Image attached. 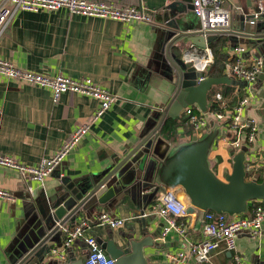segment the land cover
<instances>
[{
  "label": "crops",
  "instance_id": "crops-1",
  "mask_svg": "<svg viewBox=\"0 0 264 264\" xmlns=\"http://www.w3.org/2000/svg\"><path fill=\"white\" fill-rule=\"evenodd\" d=\"M88 1L114 4L121 8L139 4V0ZM180 1L143 0L144 11L153 18L151 24H127L72 15L64 9L38 13L18 12L1 34L0 60L10 62L20 70L49 77L61 75L73 80L90 79L116 97V102L91 125L87 135L43 183L31 181L13 170L0 167V188L14 198L13 202L0 200V264L19 262L22 254L28 252V246H32L34 241L44 235L42 223L56 195L74 186L91 184L93 178L109 170L113 159L141 136L151 115L159 111V106L168 102L176 87V75L165 55L166 33L156 19L162 15L166 5ZM222 1L232 18L229 30L235 32L245 23V18L257 12L260 4L264 5V0ZM188 7L192 25L200 26L199 20L192 13V5ZM250 32L264 34V13L250 27ZM226 38L227 47L223 50L229 60H233V49L236 47L245 50L241 55L245 67L249 68L252 60L257 57L264 62V39ZM185 48L184 52L191 48L189 43ZM207 49L209 45L204 50L190 51L203 55ZM182 50L170 51V58L184 66ZM210 72L211 69L204 74L206 78H211ZM222 77L237 84L212 86L207 93L208 107L214 103L230 111L248 96L250 101L242 110L241 118L254 120L264 126V68L250 89L245 82L227 76L225 72ZM98 107V101L72 93L62 94L54 102L47 89L0 78V155L12 157L34 168L42 160L52 157L78 127L87 124ZM171 122L178 126L176 135L170 133L165 137L163 132V136L173 146L189 142L194 136L198 137L194 132L191 139L187 136L189 124L184 113ZM214 124L219 125L210 120L206 131ZM219 126L221 134L209 155V161L215 175L223 179L225 173L231 172V152L237 151L223 142L229 131L223 125ZM255 148L263 160L264 134L258 136ZM252 156L251 151H247L246 167L252 161ZM170 192L185 198L177 189L160 188L159 194L147 208L162 202ZM104 213L127 222L116 230L100 227L97 218ZM141 215L128 196L115 205L113 212L102 207L99 213L95 211L87 216L81 213L79 222L87 221V233L96 240L106 241L112 236L121 244V237L127 236L131 228L139 230L138 222L142 220L147 225L146 235H153L151 247L144 250L147 264H170L166 258L167 253L188 250L183 239L174 231L162 238V219L155 216L141 218ZM77 223H67V226L72 227ZM58 239L52 238L49 241L53 248L63 243L64 236H61L59 244ZM187 239L190 242L201 240V232L189 230ZM235 244V253L226 252L221 244L211 255L210 261L201 264H234L233 257L236 254L244 264H264V223L259 236L253 237L242 232L237 235ZM85 251L86 246L78 241L67 251V257L77 259ZM37 264L58 262L48 254ZM187 264L199 263L190 260Z\"/></svg>",
  "mask_w": 264,
  "mask_h": 264
},
{
  "label": "water",
  "instance_id": "water-1",
  "mask_svg": "<svg viewBox=\"0 0 264 264\" xmlns=\"http://www.w3.org/2000/svg\"><path fill=\"white\" fill-rule=\"evenodd\" d=\"M189 4L191 0L172 2L156 19L166 33L165 55L176 75L172 96L151 115L137 141L113 159L109 170L93 178L91 184L74 186L56 195L42 223L44 235L28 246V252L23 253L16 264L41 262L53 248L49 241L59 238L57 242L61 243L62 227L78 222L81 213L86 216L95 211L99 213L102 207L113 212L116 204L130 196L142 214L159 194L160 188L177 189L183 193L188 202L184 218L189 221V230L194 232L200 231L207 212L228 217L243 216L251 203L264 204V179L261 183L256 179L247 180L246 146L237 153L231 152V172L225 173L223 179L215 175L209 155L221 134L219 125H212L201 137L194 136L191 141L175 146L164 139L165 124L176 121L187 108L195 106L202 113L208 112L207 93L212 86L237 84L227 77L206 78L193 67L182 66L178 60L174 62L170 51L183 49L184 52L188 43L191 48L204 50L219 36L264 39V34H251L250 27L255 25L249 22L252 16L245 18L242 29L237 32L203 31L201 25H192ZM138 223L140 229L131 228L127 236L121 237V244L112 236L106 241L97 240L114 264H147L144 250L151 247L153 235H146L147 225L142 220ZM86 254L87 251L77 259L67 257L65 262L58 264H84Z\"/></svg>",
  "mask_w": 264,
  "mask_h": 264
},
{
  "label": "built area",
  "instance_id": "built-area-1",
  "mask_svg": "<svg viewBox=\"0 0 264 264\" xmlns=\"http://www.w3.org/2000/svg\"><path fill=\"white\" fill-rule=\"evenodd\" d=\"M143 0H139L137 6L126 8L118 7L114 4L95 2L88 0H0V36L6 30L11 20L18 12H53L66 10L72 15H79L90 18L118 21L122 23L140 22L153 23V18L144 11ZM192 13L199 20L203 31H227L231 28L232 18L230 12L225 8L222 0H191ZM264 13V5L260 4L257 12L253 14L250 24ZM194 49V48H190ZM187 50L182 56L184 66L193 67L197 72L206 74L213 64L214 59L210 50H205L203 55H196L194 50ZM243 48L233 49V60L225 65V75L245 82L247 88L254 84L259 75L262 74L264 62L260 57L252 60L249 68L245 67L241 61ZM0 78L12 80L20 84L36 86L47 89L52 94V99L56 102L62 94H80L92 98L99 103L95 114L87 124L78 127L62 145V147L50 158L42 160L38 166L27 167L9 156L0 155V167L13 170L22 177H27L31 181L43 183L54 170L63 162L65 157L73 151L79 142L87 135L92 124L98 121L116 102V97L106 90L94 84L90 79L73 80L65 76L49 77L42 74L24 71L16 68L8 61L0 60ZM250 91V90H249ZM250 99H241L233 110L221 108V113H202L198 108L189 107L185 111L194 133L199 137L208 128L210 120H214L219 125H223L229 131L223 138L234 151L239 152L242 146L251 151L252 161L246 167L247 177L250 172L264 170V159L258 155L255 148L257 138L264 134V126H260L256 121L241 118L242 110L247 107ZM255 179V178H253ZM0 200L13 202V196L6 190L0 188ZM185 198H179L176 194L167 193L162 202L151 206L149 211L142 213L141 218L155 216L163 220L162 238L169 232H176L187 245L188 250L171 252L166 254L170 264H187L190 260L195 262L208 263L211 255L217 251L221 244L224 250L229 253L236 252V238L242 232L250 236L260 235L261 227L264 223V205L261 202H253L255 205L246 215L228 217L212 212H207L204 216L200 229L202 239L190 242L187 239L189 228L188 220L184 218V209L187 204ZM252 204V203H251ZM127 221L115 219L109 214H100L97 218V225L106 227L109 230H116ZM87 221H78L77 225L62 227L64 236L60 247L52 248L51 258L58 263L66 261L67 251L78 241L86 246L87 254L84 264H114L102 250L97 240L87 233ZM234 264H244L242 259L236 254L233 257Z\"/></svg>",
  "mask_w": 264,
  "mask_h": 264
},
{
  "label": "trees",
  "instance_id": "trees-1",
  "mask_svg": "<svg viewBox=\"0 0 264 264\" xmlns=\"http://www.w3.org/2000/svg\"><path fill=\"white\" fill-rule=\"evenodd\" d=\"M227 38L226 36H219L216 40L211 42L209 44V50L211 51L214 59V64L211 68L210 77L211 78H221L223 76V72L225 69V64L228 62H231L232 60H229L228 54L223 50L227 47ZM209 113H221L222 110L217 104H210L208 107ZM187 122L189 124L188 130H187V136L189 139L193 137V127L190 125L188 119ZM177 125H175L173 122L169 121L165 124V127L163 129L164 135L169 136L170 133L173 135L175 134V131L177 129ZM264 170H258L257 172H250L249 176L247 177V180H252L255 178L258 183H261L264 179ZM255 205V203L251 204L249 206V211L252 209V207ZM264 205V204H263Z\"/></svg>",
  "mask_w": 264,
  "mask_h": 264
},
{
  "label": "rangeland",
  "instance_id": "rangeland-1",
  "mask_svg": "<svg viewBox=\"0 0 264 264\" xmlns=\"http://www.w3.org/2000/svg\"><path fill=\"white\" fill-rule=\"evenodd\" d=\"M227 149H230V148L228 147ZM188 234H189V232H188Z\"/></svg>",
  "mask_w": 264,
  "mask_h": 264
}]
</instances>
